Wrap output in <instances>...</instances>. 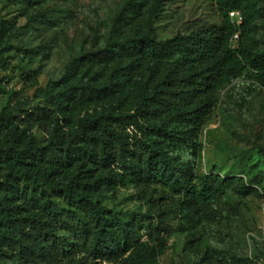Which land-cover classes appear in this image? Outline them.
I'll return each mask as SVG.
<instances>
[{
  "label": "trees",
  "instance_id": "1",
  "mask_svg": "<svg viewBox=\"0 0 264 264\" xmlns=\"http://www.w3.org/2000/svg\"><path fill=\"white\" fill-rule=\"evenodd\" d=\"M163 1L152 0L151 18ZM210 1L219 22L167 39L150 27L116 36L39 88L43 106L27 100L0 110V264H156L158 245L142 235L153 218L125 219L104 204L105 193L157 187L186 211L254 191L239 172L250 153L225 173H201L197 159L219 89L242 76L264 85V0ZM132 2V12L143 6ZM9 31L0 19V68L10 64ZM252 242V257L227 264L264 258Z\"/></svg>",
  "mask_w": 264,
  "mask_h": 264
},
{
  "label": "rangeland",
  "instance_id": "2",
  "mask_svg": "<svg viewBox=\"0 0 264 264\" xmlns=\"http://www.w3.org/2000/svg\"><path fill=\"white\" fill-rule=\"evenodd\" d=\"M141 1L140 10L132 12V0H0V19L10 26V64L0 68V110L27 100L32 108L43 106L36 96L39 88L62 77L73 58L104 50L116 36L150 27L159 39H167L219 22L210 0H164L152 18V0ZM257 30L264 44V17ZM218 96L200 136L198 170L225 173L248 152L252 159L239 172L253 192L239 196L228 191L213 203L186 211L167 191L146 185L128 184L103 197L127 220L135 213L153 218L152 229L144 223L142 235L158 245L156 264H227L253 256L252 238L264 252V85L242 76L221 87ZM256 177L263 183H255ZM248 264H264V258Z\"/></svg>",
  "mask_w": 264,
  "mask_h": 264
},
{
  "label": "built area",
  "instance_id": "3",
  "mask_svg": "<svg viewBox=\"0 0 264 264\" xmlns=\"http://www.w3.org/2000/svg\"><path fill=\"white\" fill-rule=\"evenodd\" d=\"M231 16H237L238 19H241V16H240L239 12H232Z\"/></svg>",
  "mask_w": 264,
  "mask_h": 264
}]
</instances>
